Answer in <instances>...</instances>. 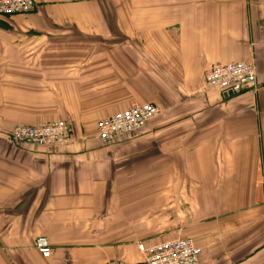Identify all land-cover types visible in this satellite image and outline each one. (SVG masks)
I'll return each mask as SVG.
<instances>
[{
	"label": "crops",
	"instance_id": "1",
	"mask_svg": "<svg viewBox=\"0 0 264 264\" xmlns=\"http://www.w3.org/2000/svg\"><path fill=\"white\" fill-rule=\"evenodd\" d=\"M35 1L0 19V264H135L178 238L200 264H264V0ZM240 61L256 91L205 86ZM136 104L162 113L101 144L98 121ZM57 121L72 145L6 135Z\"/></svg>",
	"mask_w": 264,
	"mask_h": 264
},
{
	"label": "built area",
	"instance_id": "2",
	"mask_svg": "<svg viewBox=\"0 0 264 264\" xmlns=\"http://www.w3.org/2000/svg\"><path fill=\"white\" fill-rule=\"evenodd\" d=\"M36 9L35 0H0V19L24 16ZM209 89L224 94H241L258 89L257 70L251 61L216 64L205 75ZM161 110L153 104H136L114 113L97 123L101 144L108 146L122 142L129 135L142 131ZM14 144H26L38 148H61L74 143L72 126L65 121L38 126H16L9 135ZM37 249L44 258H50L51 247L46 238L37 240ZM144 253L141 264H200L202 248L190 238H178L149 247L140 246ZM108 264H125L119 261Z\"/></svg>",
	"mask_w": 264,
	"mask_h": 264
},
{
	"label": "rangeland",
	"instance_id": "3",
	"mask_svg": "<svg viewBox=\"0 0 264 264\" xmlns=\"http://www.w3.org/2000/svg\"><path fill=\"white\" fill-rule=\"evenodd\" d=\"M206 75V74H205ZM204 84H205V86H206V83H205V77H204ZM208 88V87H207ZM209 89V88H208ZM106 117H108V116H106ZM105 118V117H104ZM14 129V128H13ZM13 129L8 133V134H6L7 136H8V138L10 137L9 135H10V133L13 131ZM10 139V138H9ZM11 141V140H10ZM12 142V141H11ZM13 143V142H12ZM14 144V143H13ZM14 145H16V146H21V147H28V146H30V147H33V148H38V147H35V146H31V145H26V144H14ZM154 245V244H153ZM140 246H144L145 248L146 247H149V246H146V245H144V244H139L138 245V248L140 247ZM140 250V249H139ZM141 251V250H140ZM144 257H145V255H144V253H143V260L141 261V262H139V263H135V264H141L143 261H144ZM115 261H119V262H122V263H125V264H128L127 262H124V261H121V260H111V261H108L106 264H108V263H110V262H115Z\"/></svg>",
	"mask_w": 264,
	"mask_h": 264
},
{
	"label": "water",
	"instance_id": "4",
	"mask_svg": "<svg viewBox=\"0 0 264 264\" xmlns=\"http://www.w3.org/2000/svg\"><path fill=\"white\" fill-rule=\"evenodd\" d=\"M229 95H232L231 93Z\"/></svg>",
	"mask_w": 264,
	"mask_h": 264
},
{
	"label": "trees",
	"instance_id": "5",
	"mask_svg": "<svg viewBox=\"0 0 264 264\" xmlns=\"http://www.w3.org/2000/svg\"><path fill=\"white\" fill-rule=\"evenodd\" d=\"M2 19H4V18H2Z\"/></svg>",
	"mask_w": 264,
	"mask_h": 264
}]
</instances>
